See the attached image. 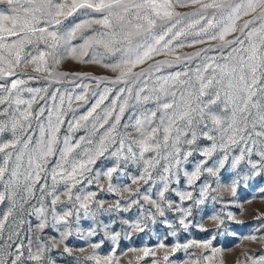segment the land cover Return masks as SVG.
Returning a JSON list of instances; mask_svg holds the SVG:
<instances>
[{
    "label": "snow or ice",
    "instance_id": "obj_1",
    "mask_svg": "<svg viewBox=\"0 0 264 264\" xmlns=\"http://www.w3.org/2000/svg\"><path fill=\"white\" fill-rule=\"evenodd\" d=\"M190 5L199 7L187 20H182L181 14L175 9ZM76 13L83 19L62 28L64 20ZM245 17L252 18L245 20ZM241 20L243 23L238 24ZM77 33L81 34L80 42L73 43L77 39ZM190 35L195 38L188 41ZM229 36L232 39H228ZM217 40L220 41L219 45L201 51H216L219 53L218 58L205 56L203 62L194 67L185 65L176 72L157 75L164 66H175V62L164 60L150 65L147 70L134 71L159 55H174L175 61L180 62L182 58L176 55L175 50L185 47L186 42L188 46H192ZM89 49L93 50L92 56L86 60L84 57L89 55ZM100 49H103L104 54L114 57L110 62L104 63L105 67L118 73L110 83L124 85L115 89L116 95L101 110L102 115L97 113V109L113 91L112 88L106 87L100 93H92L97 98L86 113L78 117L73 115L67 121L64 119L67 110L63 108L66 99L68 109H71L74 102L86 100V91L73 95L70 90H65L67 97L63 93L57 97L61 90L55 89L48 96L49 100H59L55 108L42 105L35 112L32 111L35 94L46 90L23 87L30 80H38L39 76L25 78L18 69L32 65L34 72H43L46 79L60 82L61 79L68 78L67 73L56 71L62 59L72 56L81 63H101L102 59L98 58ZM196 55L199 56L200 53ZM48 58H51V64ZM183 59L192 60L193 57ZM73 75L85 78L82 74ZM72 82L77 88L88 87L87 84L81 85L74 80ZM25 92L32 95L25 98L22 95ZM40 99L44 97L41 96ZM130 100L133 107L142 104L144 108L139 116L133 113L129 121L121 125V118ZM149 104L152 107H148ZM94 113L97 115L90 125L81 124L88 122ZM33 119L37 121L38 135L32 129ZM65 124V134L61 138L58 134ZM89 126L92 133L104 129L97 141L94 142L87 135L73 137L75 130ZM118 126L125 130L131 127L139 133V137L127 139L131 133L119 131ZM200 137L210 143L203 148L189 147L181 157L180 144L194 145ZM110 145H115L110 156L117 159L123 156L126 160H135L139 156L149 167L154 166L153 157H145V153H155L159 157L160 150L165 149L164 159L171 157L174 161V164L165 165V173L170 172L171 167L179 166L182 160L187 161L193 151L211 158L219 150L222 155L213 165L203 167L208 160H201L192 171L185 170L184 175L191 186L204 172L216 176L226 166L229 171L239 169L238 178L233 179L231 184L233 195L241 180L264 175V0H0V186L3 189L0 190V204L6 200L10 202L7 211L0 216V232L13 214L17 197L21 207L28 203L27 197L33 195V186L42 179L41 173L46 174L43 177L44 183L40 186L41 199L46 195L52 196L51 214L55 223L63 222L67 225L66 218L73 214L71 210L63 211L62 214L57 212L55 205L61 195L67 196L70 202H78V209H83L87 216L92 198L97 193L93 191L73 196V189L77 184L83 183L86 173L91 171L89 166L98 156L104 155ZM236 145L240 146L239 153L230 158L232 147ZM77 149L80 151L77 152ZM253 156L258 159H253ZM50 157L55 159L48 167L46 165ZM155 162L158 163L159 160ZM242 163L248 168L247 174L241 168ZM116 170V167H112L105 173L109 181ZM144 171L151 178L148 168ZM49 178L51 185L48 184ZM144 178V175L139 177ZM136 179L133 178V182ZM161 180L159 200L152 199L147 194L143 197L155 208V212L152 209L147 211V216L153 222L157 213L164 216V204L171 208L175 203L165 198L168 177L162 176ZM61 182L63 188L58 189L57 185ZM88 183L91 184L92 180L89 179ZM210 187V184L204 183L200 188L199 198L193 202L195 205L204 202ZM45 189L49 190L45 192ZM108 190L113 192L116 188L109 183ZM260 191L264 192V188ZM177 195L181 202L193 199L192 191H178ZM137 202L130 200L128 203ZM116 206L120 207L119 200L116 201ZM174 210L182 213L179 223L187 228L186 217L191 215L192 205L185 207L177 203ZM36 211L41 217L38 227L43 229V204ZM212 219L217 217L213 216ZM129 224L131 227V222ZM260 227H264V224ZM135 228L144 231L139 221ZM70 234V229L61 233L62 236ZM171 234L175 235V230ZM116 236L115 233L111 234L114 244ZM246 238L258 239L254 235ZM11 239L12 236L9 235V240ZM192 244L205 251L192 260L191 264H210L221 251L211 246V239L183 245L177 243L171 251L183 248L187 253ZM99 246L93 244L92 248ZM23 247V244L17 245L11 264H17L21 260L24 255ZM159 247L165 248L166 245L161 243ZM50 250L45 242L38 244L35 251L29 244L27 259L34 264H45V253ZM64 251L70 252V249L65 246ZM141 251L144 256L155 255L149 248ZM196 255L189 253V256ZM85 259L93 264H113L115 259L118 264V258L114 254L100 256L95 251ZM168 260L166 253L163 261L168 264ZM248 260L251 264H264V255H248ZM0 264H4V261L0 260ZM47 264H54V261L47 258ZM152 264L160 262L153 260ZM184 264H189V261Z\"/></svg>",
    "mask_w": 264,
    "mask_h": 264
},
{
    "label": "rangeland",
    "instance_id": "obj_2",
    "mask_svg": "<svg viewBox=\"0 0 264 264\" xmlns=\"http://www.w3.org/2000/svg\"><path fill=\"white\" fill-rule=\"evenodd\" d=\"M198 7L199 5L177 7L175 11L181 14L182 20H187L190 14L196 11ZM251 18L245 17L244 19ZM80 19H83V17L79 13H76L65 19L61 27L71 26ZM242 23L243 20L238 22V24ZM80 35V33H77V39L73 43L80 42ZM236 35H239V33H236ZM194 38V36L190 35L188 41ZM227 38L232 39L231 36ZM181 39L184 38L181 37ZM219 44L220 41L218 40L192 46H188L186 42L185 47L175 50L176 55L182 58L180 62L175 61L174 55H159L135 68L134 71L140 72L141 70H147L150 65L164 60L175 62V66H164L159 73H156L157 75H167L168 73L176 72L185 65L194 67L197 63H202L203 57L205 56H217L218 58L219 53L216 51L205 53L201 50ZM41 48H43V45H41ZM77 51L79 53V49ZM88 51L89 55L84 57L86 60L92 56L93 50L89 49ZM99 53L98 58L102 59L101 63H81L78 59H73L72 56H66L56 68L57 72L68 74V78L61 79L60 82H56V80L51 78L46 79V74L43 72H34L32 65L18 69V72L23 73L25 78L27 76H39L38 80H30L23 87L46 90L35 94L36 100L32 104V111L35 112L42 105L55 108L59 104V100L52 101L48 99V96L55 89L61 90L60 93H57V97L62 93L67 97L65 90H70L73 95L81 91H86V100L74 102L71 109H68L66 99L63 108L67 110V114L64 117L65 121H67L73 115L78 117L86 113L97 98L92 93H100L106 87L112 88L113 91L109 93L107 99L97 109V113L102 115L101 110L108 106L112 98L116 95L115 89L124 87V85H113L110 83V81L116 78L118 73L105 67L104 63L110 62L114 57L104 54L103 49H100ZM197 53H200V55L197 56ZM188 56L193 57V59H183ZM48 62L51 64V58H48ZM73 74H82L85 78L80 79ZM87 77H95L98 79H87ZM73 80L75 83L81 85L87 84V89L74 87ZM22 95L25 98H29L32 94L25 92ZM41 96L44 99H40ZM147 106L152 107L151 104ZM143 108L144 105L142 104H136L133 107L132 101L130 100V104L126 107L121 118V125L128 122L129 117L133 116V113H135V116H139ZM97 113H94L88 122H81V124L84 125L87 123L90 125L91 120ZM40 119H43V117ZM134 119L135 117H133V121ZM109 123H111V119ZM36 124L37 121L33 119L32 129L36 130V134L38 135ZM65 130L66 124L61 126L60 133L58 134L61 138L65 134ZM118 130L121 132H130L131 135L127 139L131 140L139 137V133L133 131L131 127L125 130L118 126ZM103 131L104 129H100L99 132L92 133L90 126L88 128L81 127L75 130L72 135L74 138L87 135L88 138L95 142ZM35 138L34 136L33 139ZM209 143V141L202 137L198 138L196 144L191 146L181 143V157L185 155L187 148H203ZM114 147L115 145H110L104 155L96 158L95 162L89 166L91 171L86 173L83 183L77 184L73 189V196L77 193L84 194L93 191L97 193L92 198L93 202L90 204V212L87 216H85L83 209H78V202L74 200L70 202L67 196L61 195L55 205L57 212L62 214L63 211L71 210L73 214L66 218L68 220L67 225L63 222L55 223L51 214L52 196L46 195L41 199L42 193L40 186L44 183L43 177L46 175L45 173H41L42 179L34 184L33 195L27 197L28 203L23 204L21 207L19 197H17V204L13 210V214L6 222L3 231L0 232V260H3L4 264H11V260L16 255L15 249L19 244H23L24 246L22 249L24 255L17 264H34L33 261L27 259L28 247L31 244L32 250L35 251L37 245L41 242L47 243L51 248L50 251L45 253V264H47V258L54 261V264H93L92 261H86L85 258L94 251L100 256L114 254L118 258V264H152L153 260L159 261L160 264H165L163 256L166 253L169 257L168 264H184L185 261H189V264H191L192 260L197 259L205 251L204 249L196 247L195 244H192L188 248L187 253L183 248L176 252H172L171 248L177 243L183 245L186 243L191 244L192 241L204 242L209 239H211V246L213 248L221 250L216 254L210 264H251V261L248 260V255H252L253 257L264 255V238H260L264 237V227H260V225L264 224V192L260 191L261 188H264V175L256 176L246 181L241 180L236 187V194L233 195L231 184L233 179L238 178L237 172L239 169L229 171L226 166L216 176L204 172L200 179L195 181L191 186L188 185L187 178L184 175L185 170L192 171L201 160H208V163L203 165V167L213 165L214 161L222 155L219 150L211 158L201 156L199 151H193V154L188 156L187 161L182 160L179 166L171 167L170 172L165 173L163 171L165 165L174 164L171 157L164 159L165 149L162 148L160 150L161 155L159 157H156L155 153H145V157H153L154 166L149 167L139 156L135 160L131 158L126 160L123 156L119 159L110 156L109 153ZM239 147V145L232 147L230 158L232 155L239 153ZM76 151L79 152L80 150L77 149ZM54 159V157H50L48 165L46 166L50 167ZM253 159H258V157L253 156ZM156 160H159V162L156 163ZM112 167H116L117 170L112 173L111 181H109L105 173ZM145 168H148L151 178H148L147 173L144 171ZM241 168H244V174H247L248 168L243 163L241 164ZM97 173H99L98 178ZM141 175H144L145 178L139 179ZM162 176L168 177V191L165 192V198L171 199L175 203H173L171 208L164 204V216H160L157 213L154 217L155 222H153V219L147 216V211L152 209L155 212V208L143 197L147 194L152 199L159 200L158 191L162 186ZM133 178H137L135 182H133ZM89 179L92 180L91 184L88 183ZM205 182L211 185L208 189L207 197L202 204L195 205L193 202L199 198L200 188ZM51 183V179L49 178L48 184L51 185ZM109 183L115 186V191L109 192ZM57 188H63V182L57 185ZM213 189L215 190L213 191ZM0 190H3L2 186H0ZM48 190L45 189V192ZM178 191H192L193 199H185L181 202L177 195ZM118 200L120 201L119 208L116 206V201ZM130 200H136L138 202L129 204L128 202ZM95 201H102L103 203L97 204ZM177 203L185 207L192 205L191 215L186 217L187 228L179 223L182 213L174 210ZM42 204L45 207L43 217L45 219V227L43 229L38 227L41 222V217L36 211ZM9 206L10 202L7 200L3 204H0V216L7 211ZM213 216L217 217V219H212ZM221 220L223 221L222 224L220 223ZM137 221L144 228V231L136 230L135 224ZM129 222H131V227ZM169 224H171V227ZM66 229H70L71 234L62 236L61 233ZM174 230L176 234L172 235L171 233ZM89 233L92 234L90 235ZM113 233L117 234L115 244L111 239V234ZM9 235L12 236L11 240H9ZM253 235L258 237V239L251 240L246 238ZM54 237L56 238L55 240L53 239ZM161 243L166 245V247L160 248L159 245ZM93 244H99L100 246L93 249ZM52 245L55 246L51 247ZM65 246L70 249V252L64 251ZM144 248L152 249L155 255L149 254L148 256H144L143 251H141ZM132 249H136V251H132ZM189 253H196L197 255L189 256ZM113 264H117L115 259L113 260Z\"/></svg>",
    "mask_w": 264,
    "mask_h": 264
}]
</instances>
